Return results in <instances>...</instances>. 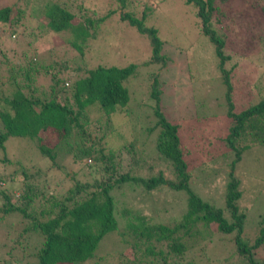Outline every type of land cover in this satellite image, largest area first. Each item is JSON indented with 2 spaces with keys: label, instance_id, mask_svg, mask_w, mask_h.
<instances>
[{
  "label": "trees",
  "instance_id": "16d2710c",
  "mask_svg": "<svg viewBox=\"0 0 264 264\" xmlns=\"http://www.w3.org/2000/svg\"><path fill=\"white\" fill-rule=\"evenodd\" d=\"M35 1L43 4L42 15L48 19L45 29L38 26L31 13L27 14L19 8L13 11L11 7L5 6L6 3H0V31L10 33L13 29L16 30L20 20L26 21L21 34L30 39L28 49L32 52L18 66L1 53L5 70L0 73V151H5V143L10 138L27 139L29 143H36V150L45 166L38 165L35 169L27 154L24 157L18 155L17 158L21 159L17 160L24 161L25 164L24 169L20 170L22 178L16 179L13 174L5 179L0 175V183L4 184L0 186V222L13 223L15 219L24 225L22 235L37 234L42 239V245L35 254L38 264H84L93 258L103 237L117 228L111 195L115 188L133 183L152 191L159 186L168 185L175 191L187 194V211L182 221L172 227L128 222L127 227L133 238V263L154 264L153 261L157 260L168 264L169 254H181L185 250L181 240L186 235L197 236V233H201L199 228H203L204 237H207V233L209 235V230L225 237L232 235L236 253L244 257L247 264H263L256 259V254L264 245V213L260 216L258 235L249 240L244 235L246 214L236 204L241 198L239 180L230 176L226 184L224 208L205 202L189 188L190 175L184 160L185 153L180 146L178 126L168 121L160 109L164 82L160 80L158 73H150L146 81L140 79L142 82L138 90H143L144 84L148 89L147 100L154 102L152 112L158 118L157 127H160L156 147L160 155L172 163L176 181L166 180L162 173L149 179L136 178L130 176V173L121 175L118 163L114 160V150L109 148L108 154H105V148L101 146L103 137L93 140L87 133L85 123L90 107L97 105L99 114L110 117L118 108H123L134 100L138 101L136 96L131 98L124 85L126 80L138 74V65L117 68L97 64L95 67H88L89 62L95 60L90 50V41L96 38L100 25L106 18L117 12L120 21L126 22L149 39L151 54L148 61L141 64L142 67L157 64L159 70H164L171 63L168 54L163 51L164 42L160 40L157 29L145 24L146 14L150 9L146 10L145 7L142 14L136 15L131 11L134 3L132 0H115L126 10L125 13H119L118 8H109L105 17L94 20L82 14V9L77 14L67 10L68 4L64 1ZM183 1L185 5L192 7L186 14L190 15L193 28L212 44L217 68L224 82V101L231 125L223 142L235 156L231 164L234 169L249 148L258 145L264 147V96L258 92L262 97L256 104L240 113L233 111L235 87L231 80V70L226 69V62L231 59L226 53V47L232 35L229 23L234 14L232 3L236 0ZM239 1L246 8L244 20L255 22L249 20L250 15H253L252 11L259 13L254 15L256 18H264V6L251 0ZM23 3L21 0L20 4ZM13 33L14 31L10 35ZM261 33L264 35V32ZM55 37L62 41L61 45L65 50L62 46L57 48L53 53L54 62L49 65L34 60L32 56L40 49L38 41L43 43ZM72 51L79 54L81 61L75 68L62 60ZM57 67V72H53ZM50 71L49 91L41 92L35 86L36 78L38 74L45 75ZM70 72H75V75L69 84L66 78ZM260 74H264V71ZM145 92L147 93L146 90ZM146 98L138 103L147 105ZM154 130L155 126L147 129L149 133ZM74 135L77 137L74 138ZM61 151L65 157L69 156L68 163H55ZM87 158L92 159L94 165L105 164L102 168L104 177L92 179L93 174L89 171L95 167L87 164ZM41 160L39 161L42 162ZM81 165H84L82 169H86L68 174L72 171H68L66 167ZM26 169L31 170L35 176L27 175ZM53 171L60 173H51ZM53 174L69 175L71 184L64 194L57 196L50 190L52 184L48 185L47 177ZM80 176L89 178L80 180ZM31 179L40 181L41 186L33 184ZM0 227L3 228L4 223L1 222ZM13 230L3 229L7 234ZM22 243L21 238L16 239L15 246H9L6 252L9 259L1 260V264H26L22 255L15 254L18 248H22ZM163 243L167 248V256L158 248Z\"/></svg>",
  "mask_w": 264,
  "mask_h": 264
},
{
  "label": "rangeland",
  "instance_id": "374dc122",
  "mask_svg": "<svg viewBox=\"0 0 264 264\" xmlns=\"http://www.w3.org/2000/svg\"><path fill=\"white\" fill-rule=\"evenodd\" d=\"M59 1L68 4L67 10L77 14L82 9V14L94 20L105 17L109 8L111 10L118 8L119 13L126 12L115 0ZM132 1L134 3L131 11L136 15L142 14L145 7L146 10L150 9L146 14L145 24L157 29L160 40L164 42L163 51H166L171 63H168L164 70H159L157 64L142 67L141 64L148 61L151 54L149 39L126 22L120 21L116 12L101 23L96 38L90 41V50L95 60L92 59L88 67L92 68L97 64L117 68L130 64L138 65V74L124 83L131 98L136 96L138 101L145 100L148 96V89L144 84L147 93L144 89L138 90L141 80L146 81L152 72L160 75V80L164 82L160 109L168 121L178 126L180 146L185 153L184 160L190 175L189 188L205 202L224 208L226 184L230 176L238 179L241 198L236 204L246 214L244 235H247L249 240L255 239L259 233L260 216L264 213V147L258 145L249 148L232 169L231 164L235 156L223 142L231 120L227 116L224 82L217 68L212 44L193 28L190 15L186 14L192 7L185 5L183 0ZM251 1L264 6V0ZM3 2L13 11L19 8L27 14L31 13L30 15L36 18L38 26L45 29L48 19L42 15V3L35 0H23V4H20L21 0ZM3 2L0 0V3ZM232 10L233 19L229 23L232 35L226 47V53L231 59L226 62V69L231 70V80L235 87L233 111L240 113L261 99L262 96L258 92L264 96V74H260L264 71V35L261 33L264 32V18H256L254 15L259 13L252 11L253 15H250L249 20L255 22L249 23L244 20L246 8L239 0L232 3ZM24 23L26 21L20 20L16 30H12L14 31L12 35H10L12 31L10 33L0 31V73L5 70L1 53L17 66L25 62V58L32 53L28 49L30 39L21 34V30L25 28ZM37 44L40 49L32 57L40 64L49 65L54 62L53 53L57 48L62 46L65 50L61 45L62 41L57 37L43 43L38 41ZM79 58V54L72 51L62 60H66L71 68H75L81 64ZM58 69V67L53 69V72H57ZM50 74L51 71L45 75L38 74L35 86L41 92L49 91ZM74 75L75 72H70L66 78L69 84L72 83ZM138 101L134 100L129 105L118 108L110 117L99 114L97 105L90 107L85 123L87 133L93 140L103 137L101 146H104L105 154H108L109 148L114 150L116 156L114 160L118 163L121 175L130 173V176L136 178L149 179L162 173L166 180L176 181L172 163L162 157L156 147L160 127H157L158 118L152 112L154 102L146 98L147 106L140 105ZM154 126L155 130L149 133L147 129ZM27 141L10 138L5 143V151H0V175L3 178L7 179L13 174L16 179L21 177L20 170L24 169L25 164L24 161L17 160L21 159L17 158L18 155L24 157V154H27L35 169L38 165L45 166L36 150V143ZM70 143L73 145V141ZM68 159L69 156L65 157L61 151L55 163L65 164L68 163ZM86 162L93 165L92 168L95 167L89 171L93 174L92 179L104 177L102 168L105 164L94 165L92 159L88 158ZM83 166L66 169L72 171L68 174L74 173L75 170L79 173ZM26 171L27 175L35 176L31 170ZM68 176L53 174L47 177L48 185L52 184L50 190L57 196L69 188L71 182ZM87 178L89 177L80 176V180ZM31 181L41 186L40 181L35 179ZM0 186L4 184L0 183ZM111 195L114 200L117 228L103 237L93 258L84 264H138L133 263L135 260L132 251L133 238L127 227L128 222L135 225L145 223L149 226L161 224L172 227L182 221L187 211V194L184 191H175L168 185L148 191L142 185L127 183L115 188ZM1 222L4 223V227H0V264L1 260L9 259L6 252L9 246L11 248L15 246L14 242L19 238L23 245L15 254L22 255L26 264H38L35 254L42 245V239L37 234L22 235L21 229L24 225L15 219L13 223ZM4 228L14 230L7 234L4 233ZM202 229L199 228L201 233H197V236L186 235L181 240L185 247L181 254L171 253L167 256L165 243L158 246L167 256L168 264H247L246 259L236 253L232 235L225 237L213 234L214 232L209 230V235L207 233V237H204ZM256 259L264 264V245L257 251ZM153 262L164 264L157 260Z\"/></svg>",
  "mask_w": 264,
  "mask_h": 264
}]
</instances>
